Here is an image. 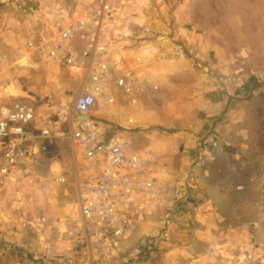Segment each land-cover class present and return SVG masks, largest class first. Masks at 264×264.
<instances>
[{"label": "rangeland", "instance_id": "374dc122", "mask_svg": "<svg viewBox=\"0 0 264 264\" xmlns=\"http://www.w3.org/2000/svg\"><path fill=\"white\" fill-rule=\"evenodd\" d=\"M88 1L0 0V107L34 106L55 147L0 192V264H264V0H123L122 43L141 50L147 72L129 114L134 146L169 164L163 204L139 211L113 255L38 225L79 214L69 118L81 81L32 55L28 41L54 37ZM24 57L28 66L18 63ZM206 83L233 102L226 121L186 151L174 130L192 120ZM96 116L110 122L106 111Z\"/></svg>", "mask_w": 264, "mask_h": 264}, {"label": "built area", "instance_id": "2783aa9c", "mask_svg": "<svg viewBox=\"0 0 264 264\" xmlns=\"http://www.w3.org/2000/svg\"><path fill=\"white\" fill-rule=\"evenodd\" d=\"M121 3L89 0L80 17L54 37L34 33L28 41L32 55L61 62L71 77L81 81L69 118L79 214L70 221L42 216L37 223L78 247L107 255L122 249L139 211L152 203L163 204V179L169 173L163 158L135 149L131 128L135 121L130 115L136 106L126 111L117 106L119 91L124 100L136 104L132 95L143 82L130 69L123 72L127 26L120 18ZM79 39L83 47L76 45ZM135 59L140 68L144 66L142 55ZM112 106L117 107L118 124L96 116L98 110ZM37 120V110L29 103L15 101L0 107V192L9 181L29 175L52 143V132L39 128ZM47 249L50 252V246Z\"/></svg>", "mask_w": 264, "mask_h": 264}, {"label": "crops", "instance_id": "0c3cea01", "mask_svg": "<svg viewBox=\"0 0 264 264\" xmlns=\"http://www.w3.org/2000/svg\"><path fill=\"white\" fill-rule=\"evenodd\" d=\"M127 25L132 26L131 24H127ZM175 33H181V30L175 29ZM141 54H142L141 50L138 51L136 46H132L130 48H127V50L123 51L121 53V56L123 58V63H122L123 72L130 69V71H133L134 73H137L139 75V79L140 78L142 79V76H145L147 73L146 67L144 65L140 68L139 63L135 59V57L137 56L140 57ZM170 65H171L170 70L173 71L171 73H176L175 68L177 67V63L171 62ZM161 67L162 66L157 67V76H156L157 80H159V78H161L162 76V74L159 73L161 72L160 70H162ZM226 86H227V89H230V91L234 90L233 93L235 95L240 94L239 89L236 90L233 87L231 88L228 84ZM139 88L140 87H138L135 90L134 95H132L133 99L134 97L137 98V96L139 95L138 93H136L139 91ZM198 96H200L201 99L199 100L198 105L196 106V108L198 109L197 110L193 109L195 112L194 113L195 115L193 116V118H191L192 120L188 121L184 129L174 130L175 135H176L175 137L179 139L178 143L181 142V144L179 145L181 149L183 150L188 147L197 146L198 139L200 137H205L207 133L212 128H214V126L220 127L221 123L226 121V118L224 119V117L226 113L229 114L228 108L231 106L233 102V100L231 101V98L225 94L223 87L222 88L220 86L211 87L209 83L205 84V86L202 88V93L199 94ZM116 97L118 100L117 106H120L121 108H123V106H126V109L128 110V108L134 105L137 106V103H138L137 100H135L136 104H134L135 102L131 103L129 100H124V95L121 93V91L116 93ZM116 109L117 107L112 106V107H106L101 110L102 113L105 111L110 113L111 117L103 116L110 121L109 123H113V124L120 123L119 116L118 114L115 113ZM126 109L125 110L123 109V110L126 111ZM222 118H223V121H222ZM101 119L103 120L104 118H101ZM184 143H186V145H184ZM185 150L188 151L187 149ZM157 154L161 155L160 152H157ZM160 157L165 159V157L163 156H160Z\"/></svg>", "mask_w": 264, "mask_h": 264}, {"label": "trees", "instance_id": "16d2710c", "mask_svg": "<svg viewBox=\"0 0 264 264\" xmlns=\"http://www.w3.org/2000/svg\"><path fill=\"white\" fill-rule=\"evenodd\" d=\"M55 147H54V144H50V145H48V147H47V151L45 152V154H43V155H45V157H50V156H52V153H53V149H54Z\"/></svg>", "mask_w": 264, "mask_h": 264}, {"label": "bare ground", "instance_id": "6f19581e", "mask_svg": "<svg viewBox=\"0 0 264 264\" xmlns=\"http://www.w3.org/2000/svg\"><path fill=\"white\" fill-rule=\"evenodd\" d=\"M18 63L21 64V66H22V65H23V66H28V65H29V62H28V60H27L26 57L22 58V59L20 60V62H18Z\"/></svg>", "mask_w": 264, "mask_h": 264}, {"label": "water", "instance_id": "95a60500", "mask_svg": "<svg viewBox=\"0 0 264 264\" xmlns=\"http://www.w3.org/2000/svg\"><path fill=\"white\" fill-rule=\"evenodd\" d=\"M79 120H85V119H87V116H78L77 117Z\"/></svg>", "mask_w": 264, "mask_h": 264}]
</instances>
